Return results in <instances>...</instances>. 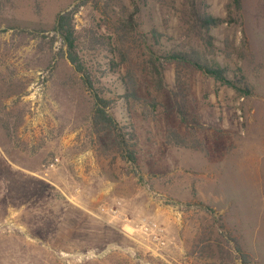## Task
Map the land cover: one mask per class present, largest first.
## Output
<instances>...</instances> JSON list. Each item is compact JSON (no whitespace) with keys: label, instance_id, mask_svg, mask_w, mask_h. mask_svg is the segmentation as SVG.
<instances>
[{"label":"rangeland","instance_id":"rangeland-1","mask_svg":"<svg viewBox=\"0 0 264 264\" xmlns=\"http://www.w3.org/2000/svg\"><path fill=\"white\" fill-rule=\"evenodd\" d=\"M186 1L0 0V264H264V0H198L227 19L213 48L186 29ZM66 11L91 87L55 31ZM145 43L160 62L194 50L250 93L177 62L158 89ZM95 95L135 163L99 146Z\"/></svg>","mask_w":264,"mask_h":264},{"label":"trees","instance_id":"trees-1","mask_svg":"<svg viewBox=\"0 0 264 264\" xmlns=\"http://www.w3.org/2000/svg\"><path fill=\"white\" fill-rule=\"evenodd\" d=\"M187 10L184 16L186 29L193 33L196 37L200 38L210 48H213L212 35L210 30L223 23L227 22L225 18L214 17L209 14L205 9L201 8L198 0H187ZM243 0H230V6L236 11L242 8ZM117 29L122 31V35L132 34L135 30V21L133 14L127 16L125 20L117 21ZM55 31L62 38L63 44L66 48L65 54L67 59L73 65L75 70L82 75V79L91 87V80L87 68H85L81 58L78 54L79 41L77 38L75 26L73 24V13L66 11L59 13L55 19ZM127 31V32H126ZM152 36L158 41L160 34L156 30H152ZM145 49L148 52L147 64L150 69V74L153 77L158 89L164 85V63L177 62L189 64L203 74L212 77L215 81L222 85L235 89L238 93L247 95L250 93L248 83L243 74L233 80L228 78V68L222 67L215 61L204 60L196 51H176L170 50L165 52L164 61L160 62L158 58L146 43ZM95 103L92 110L91 123L93 133L97 136L99 146L104 152L118 155L123 160H128L132 163L136 161L135 142L130 132L126 131L125 126H121L114 116L108 111V101L95 95ZM238 252L246 262V258L241 250Z\"/></svg>","mask_w":264,"mask_h":264},{"label":"built area","instance_id":"built-area-1","mask_svg":"<svg viewBox=\"0 0 264 264\" xmlns=\"http://www.w3.org/2000/svg\"><path fill=\"white\" fill-rule=\"evenodd\" d=\"M130 222V219H125ZM136 228H139L143 235L152 236L153 241L156 242L157 246H164L167 242V233L162 226H159L157 223L151 222H139L136 223ZM125 230H128V227L123 226Z\"/></svg>","mask_w":264,"mask_h":264}]
</instances>
